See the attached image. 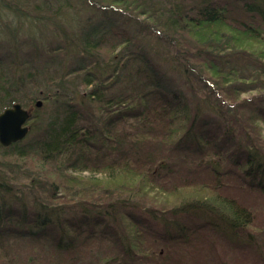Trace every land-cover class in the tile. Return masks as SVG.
<instances>
[{"label":"trees","instance_id":"obj_1","mask_svg":"<svg viewBox=\"0 0 264 264\" xmlns=\"http://www.w3.org/2000/svg\"><path fill=\"white\" fill-rule=\"evenodd\" d=\"M0 21V112L42 100L0 143V264H217L226 241L264 264L240 198L264 195V0H0Z\"/></svg>","mask_w":264,"mask_h":264},{"label":"rangeland","instance_id":"obj_2","mask_svg":"<svg viewBox=\"0 0 264 264\" xmlns=\"http://www.w3.org/2000/svg\"><path fill=\"white\" fill-rule=\"evenodd\" d=\"M4 13V12H3ZM237 13V10L236 12L234 11V14ZM2 14V13H1ZM233 14V13H232ZM1 23V21H0ZM39 33V31H38ZM37 33V37H40L42 35H38ZM48 38V40H51L49 34L46 35ZM46 37V38H47ZM19 41L21 42V45H24L25 48H28L29 45H31V41H32V38L30 35H24L22 34V32L19 33ZM34 39V38H33ZM47 39H45V41H48ZM36 42H39V40H37ZM0 43H4L2 42L1 38H0ZM41 43V42H40ZM245 45L247 46V49L250 48L252 49L254 52H260L261 49L260 46H259V43L257 44V42H248L246 41ZM248 72V71H247ZM36 107L35 105V102L34 103H29L26 108H28L31 112L34 110V108ZM260 125L262 126V132L264 134V122L263 121H260ZM187 192H194L193 190L191 191H187ZM241 194V193H240ZM240 198L242 199V201L248 205H250L252 208L255 209V211L257 212V214H259V218L260 219H264V195L261 196H255V195H249L248 192H247V187L245 188V194L241 195ZM249 200V201H247ZM120 231L122 232V234H128V232L125 230V229H120ZM217 243L218 241H223V240H216ZM236 245V243L234 242H225V245L222 244V245H219L218 248H215L216 250H218L219 252H221V255H220V259L218 257V254L216 253L215 254V259H217V264L220 262L221 264H245V261H243V259H241L238 255L239 254H236V248L235 250L230 248V247H234ZM176 247V245H174V248ZM264 249V247H263ZM217 251V252H218ZM263 255H264V252H263ZM252 262H249V264H251ZM246 264H248V262L246 261Z\"/></svg>","mask_w":264,"mask_h":264},{"label":"water","instance_id":"obj_3","mask_svg":"<svg viewBox=\"0 0 264 264\" xmlns=\"http://www.w3.org/2000/svg\"><path fill=\"white\" fill-rule=\"evenodd\" d=\"M37 107L42 105V100L35 102ZM31 111L22 103L15 102L0 112V143L10 145L23 139L29 132L28 119Z\"/></svg>","mask_w":264,"mask_h":264}]
</instances>
